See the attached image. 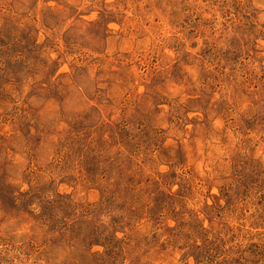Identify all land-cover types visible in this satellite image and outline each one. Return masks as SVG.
Returning a JSON list of instances; mask_svg holds the SVG:
<instances>
[{"label":"rangeland","instance_id":"1","mask_svg":"<svg viewBox=\"0 0 264 264\" xmlns=\"http://www.w3.org/2000/svg\"><path fill=\"white\" fill-rule=\"evenodd\" d=\"M0 264H264V0H0Z\"/></svg>","mask_w":264,"mask_h":264}]
</instances>
